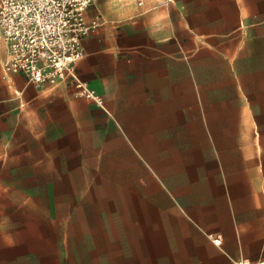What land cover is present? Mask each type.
<instances>
[{"label": "crops", "instance_id": "obj_1", "mask_svg": "<svg viewBox=\"0 0 264 264\" xmlns=\"http://www.w3.org/2000/svg\"><path fill=\"white\" fill-rule=\"evenodd\" d=\"M87 17L104 107L0 68V264H264V0Z\"/></svg>", "mask_w": 264, "mask_h": 264}, {"label": "built area", "instance_id": "obj_2", "mask_svg": "<svg viewBox=\"0 0 264 264\" xmlns=\"http://www.w3.org/2000/svg\"><path fill=\"white\" fill-rule=\"evenodd\" d=\"M93 2L0 0V32L5 46L2 70L21 72L37 83L57 85L72 80L79 94L104 107L103 97L75 72L84 55L83 39L99 25L97 18L87 17ZM234 264L260 263L239 260Z\"/></svg>", "mask_w": 264, "mask_h": 264}, {"label": "rangeland", "instance_id": "obj_3", "mask_svg": "<svg viewBox=\"0 0 264 264\" xmlns=\"http://www.w3.org/2000/svg\"><path fill=\"white\" fill-rule=\"evenodd\" d=\"M4 53H5V46H4L1 32H0V68H1V60H2Z\"/></svg>", "mask_w": 264, "mask_h": 264}]
</instances>
